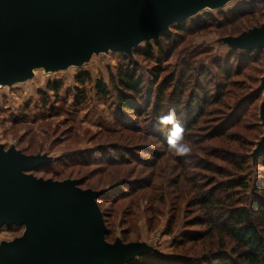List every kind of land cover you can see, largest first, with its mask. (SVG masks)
Returning a JSON list of instances; mask_svg holds the SVG:
<instances>
[{
    "label": "rangeland",
    "instance_id": "rangeland-1",
    "mask_svg": "<svg viewBox=\"0 0 264 264\" xmlns=\"http://www.w3.org/2000/svg\"><path fill=\"white\" fill-rule=\"evenodd\" d=\"M251 1L205 8L170 25L156 39L139 43L131 55L93 54L81 66L52 73L38 68L30 79L0 85V144L5 150L13 147L25 155L48 157L27 171L37 178L77 180L81 189L98 192L105 240L150 247L131 261L154 264L161 258L163 264H197L217 253L218 237L203 225L207 215L196 207L195 198L227 179L208 172L207 166L222 167L228 178L243 185L226 205H246L254 187L264 182V151L252 156L264 129L259 118L264 49L232 50L223 42L264 23L260 1L232 16ZM195 19L204 23L191 26ZM182 23L184 28L178 30ZM129 65L143 80L145 98L137 101L147 108L143 117L115 110L116 73ZM157 68L161 73L155 76ZM80 73L89 79L79 87L75 77ZM98 81L106 87L105 96L97 94ZM55 83H60L56 95L49 89ZM160 87L162 108L157 115L152 104ZM77 89L80 104L73 102ZM169 111L188 121L187 131L172 129V136L183 135L180 142L190 147L188 155L177 154L156 136L166 131L158 121ZM215 153L229 162L210 157ZM227 210L218 206L210 215L225 216ZM23 230L0 226V242L19 237ZM224 243L228 253L229 243Z\"/></svg>",
    "mask_w": 264,
    "mask_h": 264
},
{
    "label": "water",
    "instance_id": "water-1",
    "mask_svg": "<svg viewBox=\"0 0 264 264\" xmlns=\"http://www.w3.org/2000/svg\"><path fill=\"white\" fill-rule=\"evenodd\" d=\"M229 1L0 0V85L30 79L38 68L81 66L93 54L131 55L170 25ZM223 42L232 50L264 49V23ZM259 118L264 127V97ZM262 151L264 129L253 158ZM48 161L0 144V226L24 227L19 237L0 242V264H126L150 251L144 243L105 240L98 192L81 189L77 180L27 173Z\"/></svg>",
    "mask_w": 264,
    "mask_h": 264
},
{
    "label": "trees",
    "instance_id": "trees-1",
    "mask_svg": "<svg viewBox=\"0 0 264 264\" xmlns=\"http://www.w3.org/2000/svg\"><path fill=\"white\" fill-rule=\"evenodd\" d=\"M253 3L261 4L259 1L253 0L242 6V8L237 10V12L235 11L232 16H236L238 12L243 10V7H250ZM232 16L230 18H233ZM199 21L200 20L197 19L193 20L191 26L204 23V19L200 22ZM181 25L184 26V23L179 26ZM179 26H177V28H180L178 30L184 28ZM179 32L180 31H176L175 35L178 36ZM168 50L171 52L172 49L169 48ZM242 52L245 54L249 51ZM145 54H149V48L146 49ZM131 66L129 65L127 70L120 69L116 73L119 86L114 89L115 110L119 113L133 114L136 117H143L147 115V108L143 109L141 104L137 102L145 98L142 90L143 80L141 77L135 75L133 70H131ZM160 73V68H157L154 75L158 76ZM85 79H89L87 73H80L77 77H75V81L79 87L84 84ZM152 84H155L154 81L149 80L148 85L153 87ZM95 87L98 95L105 96L107 94L106 87L101 81H98ZM59 88L60 83L49 85V89L55 95L58 93ZM158 89L159 88H157V90ZM78 93L79 91L77 89L73 102L80 104V97ZM161 96L162 92L160 87L159 93L155 96L152 104V113L153 111H158L157 115L162 108V101L160 103V100H162ZM144 102L145 104H148L149 101L145 99ZM44 106H46V104ZM180 122L187 131L189 129L187 123L188 121L186 122V119H180ZM172 129L173 127H170L168 130V126H166L164 134L157 131L156 136L160 135V139H163V141H165L164 143H167L166 145H168L170 133L173 135ZM214 156L222 162L227 161L225 157H222L218 153H215L210 157ZM207 168L208 172L211 171L214 174H218L219 177L227 179L226 181L220 182L217 186L209 189V193H203L201 196L195 198L196 207L202 209L205 215H207L203 225H209L208 229L210 230L211 236L216 238L218 237V247L221 249H219L217 253L209 255L207 258L202 257L197 264H264V182L261 185H256V187H254L252 193L250 194L251 201L246 205H243L242 203L233 206L230 204L226 205V202L233 201L230 197L231 193L235 189L243 187V185L234 178H228L230 177V174L227 171L225 172L223 169H220L222 167L219 168L209 165ZM232 168H234V163ZM221 188H223V191ZM217 190H220V192L217 193L218 195L215 194ZM223 205L228 207L225 216L212 217L213 215H210L212 211L218 208V206ZM106 234L107 232H105V236ZM224 241L229 243L228 253L224 251L226 247ZM160 259L161 258H155L154 264H163L161 263L162 259ZM137 262L138 259L131 261L128 264H137Z\"/></svg>",
    "mask_w": 264,
    "mask_h": 264
},
{
    "label": "clouds",
    "instance_id": "clouds-1",
    "mask_svg": "<svg viewBox=\"0 0 264 264\" xmlns=\"http://www.w3.org/2000/svg\"><path fill=\"white\" fill-rule=\"evenodd\" d=\"M161 125L167 126L172 125L173 130H179L181 133L183 132V126L177 117L175 111H169L166 115L159 118L158 121ZM184 137L181 134L180 137H174L169 135V147L177 152L179 155H188L191 151L190 147H188L186 144L181 143L180 141H183Z\"/></svg>",
    "mask_w": 264,
    "mask_h": 264
}]
</instances>
